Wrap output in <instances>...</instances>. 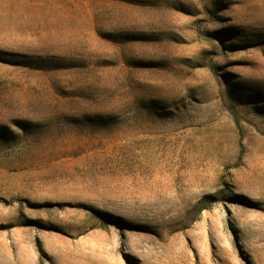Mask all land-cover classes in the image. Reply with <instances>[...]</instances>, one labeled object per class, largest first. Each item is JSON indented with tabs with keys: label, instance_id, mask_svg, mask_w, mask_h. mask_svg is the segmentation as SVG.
Wrapping results in <instances>:
<instances>
[{
	"label": "rangeland",
	"instance_id": "374dc122",
	"mask_svg": "<svg viewBox=\"0 0 264 264\" xmlns=\"http://www.w3.org/2000/svg\"><path fill=\"white\" fill-rule=\"evenodd\" d=\"M0 264H264V0H0Z\"/></svg>",
	"mask_w": 264,
	"mask_h": 264
}]
</instances>
